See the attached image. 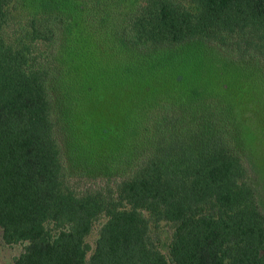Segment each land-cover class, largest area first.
Wrapping results in <instances>:
<instances>
[{
	"label": "trees",
	"instance_id": "trees-1",
	"mask_svg": "<svg viewBox=\"0 0 264 264\" xmlns=\"http://www.w3.org/2000/svg\"><path fill=\"white\" fill-rule=\"evenodd\" d=\"M12 1L0 0V229L6 244L26 243L14 264H264V205L254 167L242 156L253 139L245 137L238 109H222L228 113L224 123L216 114L204 116L200 106L207 91L196 89L189 96L192 132L181 136L194 149L169 156L164 146L170 136L162 138L157 127L153 141L159 149L131 172L79 186L66 174L59 136L60 121L75 130L73 104L59 118L52 85L62 83L73 98L71 74L59 73L67 58L62 27L73 30L77 15L104 18L108 0H36L27 15L28 35L52 48L44 64L31 59L27 45L5 39ZM191 2L195 11L177 0H140L119 35L128 32L142 52L201 40L231 65L264 68V0ZM189 105L165 103L161 125ZM224 125L231 129L229 141V133L218 134ZM69 140L74 144L75 135ZM223 140L233 144L231 150ZM75 154L71 158L82 156ZM86 164L80 167L84 173ZM101 216L105 222L87 258L86 238ZM161 224L171 229L167 256L151 240Z\"/></svg>",
	"mask_w": 264,
	"mask_h": 264
},
{
	"label": "rangeland",
	"instance_id": "rangeland-1",
	"mask_svg": "<svg viewBox=\"0 0 264 264\" xmlns=\"http://www.w3.org/2000/svg\"><path fill=\"white\" fill-rule=\"evenodd\" d=\"M139 1L108 0L105 6L107 11L104 12L108 15L102 14L104 18L95 21L86 19V15H77L73 30L68 26L62 27V42L67 58L62 60L59 73L61 76L64 73L66 78L71 74L68 83L72 82L75 93L71 99L67 87L56 80L53 81L52 92L59 118L67 111L70 101L73 104L70 121L74 132L67 129L65 121L59 124L66 174L73 183L84 186L90 181L107 182L116 179L115 176L131 172L159 149L157 142L153 141L157 127L162 129V138L170 136L164 146L169 156L183 152L180 150L194 149L196 146L191 145V141H184L181 136L192 132L188 123L195 121L190 115L194 109L189 105L192 99L189 96L196 89H205L207 93L200 106L205 111L204 116L216 114V118L224 123L228 113L223 114L222 109L228 105L238 109L245 123V137L253 139V145L245 146L246 151L243 150V161L254 167L264 205V76L259 73V70L264 72V68L253 62L250 66L247 63L244 66L231 65L218 49L201 40L178 47L151 48L147 52L136 49L127 36L128 32L124 37L119 33L125 31L130 7ZM177 1L195 11L192 0ZM35 2L12 1L6 9L9 22L4 37L12 45H27L31 59L44 64V57L49 55L52 48L28 35L27 15ZM65 18L69 23L71 19ZM109 34L115 37L109 39ZM53 55L55 58L56 52ZM55 67V64L51 65V68ZM165 103L189 106L184 107L186 111H180L169 125H161L165 120L161 110ZM62 124L68 131L67 138L66 132L61 129ZM149 128L152 130L148 135L150 140H147L143 133ZM230 132L231 129L224 125L218 134L225 136L229 133L226 137L229 141L232 139ZM69 133L75 135L74 144L69 140ZM174 140L178 144L173 143ZM157 141L160 139L157 138ZM223 147L228 151L233 144L224 141ZM76 152L82 156L71 158ZM85 163H88V173L80 169ZM104 222L105 217L101 216L86 238L90 247L87 258L93 251ZM170 236L171 229L165 224L152 230L151 234V240L166 256ZM25 245L6 244L0 229V264H14Z\"/></svg>",
	"mask_w": 264,
	"mask_h": 264
}]
</instances>
